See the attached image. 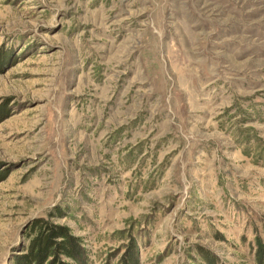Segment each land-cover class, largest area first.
<instances>
[{
  "label": "rangeland",
  "instance_id": "rangeland-1",
  "mask_svg": "<svg viewBox=\"0 0 264 264\" xmlns=\"http://www.w3.org/2000/svg\"><path fill=\"white\" fill-rule=\"evenodd\" d=\"M50 213L90 264H259L264 0H0V264Z\"/></svg>",
  "mask_w": 264,
  "mask_h": 264
},
{
  "label": "trees",
  "instance_id": "trees-1",
  "mask_svg": "<svg viewBox=\"0 0 264 264\" xmlns=\"http://www.w3.org/2000/svg\"><path fill=\"white\" fill-rule=\"evenodd\" d=\"M50 215L31 221L25 230L26 240L20 244L18 252L12 255V264H90L89 250L82 238L74 235L70 227L55 223L53 213ZM134 252L131 248L130 259L126 264H139L138 252ZM201 255L208 264H214V257L204 251H201ZM257 261L264 264V246L261 242Z\"/></svg>",
  "mask_w": 264,
  "mask_h": 264
}]
</instances>
